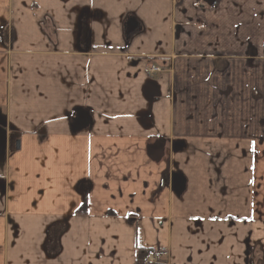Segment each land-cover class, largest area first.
Returning <instances> with one entry per match:
<instances>
[{"label":"crops","instance_id":"crops-1","mask_svg":"<svg viewBox=\"0 0 264 264\" xmlns=\"http://www.w3.org/2000/svg\"><path fill=\"white\" fill-rule=\"evenodd\" d=\"M214 1L0 0V264H264V0Z\"/></svg>","mask_w":264,"mask_h":264},{"label":"built area","instance_id":"built-area-1","mask_svg":"<svg viewBox=\"0 0 264 264\" xmlns=\"http://www.w3.org/2000/svg\"><path fill=\"white\" fill-rule=\"evenodd\" d=\"M149 74L155 75L161 70L158 67L152 66L148 69ZM169 255V251L167 249H153L148 251L147 258L144 261V264H163L165 262V258Z\"/></svg>","mask_w":264,"mask_h":264},{"label":"water","instance_id":"water-1","mask_svg":"<svg viewBox=\"0 0 264 264\" xmlns=\"http://www.w3.org/2000/svg\"><path fill=\"white\" fill-rule=\"evenodd\" d=\"M204 2L209 7H212V6L215 5V1L214 0H204ZM138 28H139L138 22L135 19H130L128 21V23H127V35L129 36V35L135 33ZM17 148L19 149V146Z\"/></svg>","mask_w":264,"mask_h":264},{"label":"trees","instance_id":"trees-1","mask_svg":"<svg viewBox=\"0 0 264 264\" xmlns=\"http://www.w3.org/2000/svg\"><path fill=\"white\" fill-rule=\"evenodd\" d=\"M85 207H86V204H85Z\"/></svg>","mask_w":264,"mask_h":264},{"label":"rangeland","instance_id":"rangeland-1","mask_svg":"<svg viewBox=\"0 0 264 264\" xmlns=\"http://www.w3.org/2000/svg\"><path fill=\"white\" fill-rule=\"evenodd\" d=\"M202 28H204V27H202Z\"/></svg>","mask_w":264,"mask_h":264}]
</instances>
